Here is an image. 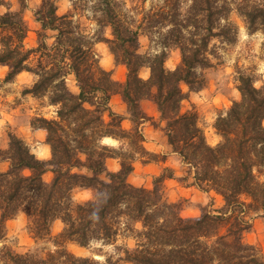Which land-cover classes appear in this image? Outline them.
Instances as JSON below:
<instances>
[{"label":"trees","instance_id":"obj_1","mask_svg":"<svg viewBox=\"0 0 264 264\" xmlns=\"http://www.w3.org/2000/svg\"><path fill=\"white\" fill-rule=\"evenodd\" d=\"M59 1L37 5V44L27 47L28 0H17V8L0 0L6 7L0 13V64L9 66L6 80L24 71L33 74L23 92L56 107L53 118L31 119L32 128L46 131L48 159L39 158L14 133L0 147V264H264V254L244 239L252 227L249 213L264 212V179H259L264 175V87L255 85L251 73L239 71L240 97L217 116L214 127L221 139L215 145L207 141L197 111L183 106L182 84L192 91L205 84L211 40L231 43L237 38L232 3L162 0L145 13L144 23L133 25L105 0L97 20L110 26L113 37L107 38L91 35L71 14L59 13ZM235 9L250 33H264V3L238 0ZM142 33L158 34L157 50L139 51ZM98 41L107 42L116 63L126 65L123 82L100 65L94 49ZM176 49L180 61L168 68L166 61ZM70 76L76 91L68 85ZM115 94L127 106L131 130L111 107ZM144 101L152 103L156 115L143 108ZM147 121L162 132L166 151L146 148ZM107 137L128 140L129 149L104 143ZM138 158H174L184 183L214 192L223 204L199 217L183 216L179 203L164 194V181L175 176L176 168L164 167L152 188L138 186L129 181ZM109 159L119 160L116 169L109 168ZM2 162L8 163L5 169ZM47 172L53 175L50 180L44 178ZM78 189H91L93 195L76 200ZM19 213L26 214L35 240L49 238L53 223L61 221L52 237L55 249L38 254L8 245L6 221ZM122 233L134 236L135 245L120 247L119 256L104 261L66 248L69 242L114 244Z\"/></svg>","mask_w":264,"mask_h":264},{"label":"rangeland","instance_id":"obj_2","mask_svg":"<svg viewBox=\"0 0 264 264\" xmlns=\"http://www.w3.org/2000/svg\"><path fill=\"white\" fill-rule=\"evenodd\" d=\"M13 8L18 7L17 0H8ZM234 9L230 14V20L238 27L237 38L233 42H226L219 38H213L210 42L209 57L212 65L204 69V86L192 91L188 85L182 84L185 94L183 100L184 109H194L199 116V125L203 129L207 141L215 145L221 137L217 133L214 124L219 113L227 110L234 100L240 97L238 86L239 71L251 73L257 87H264V33L261 30L250 33L242 16L238 14L235 7L238 0H229ZM264 3V0H252ZM112 7L115 8L127 22L138 25L143 21V16L148 11H153L155 7L162 4V0H110ZM41 0H28V7L24 11L29 24V33L25 39L27 47L37 44L38 23L35 20L34 11ZM59 13H69L74 21L86 29L91 35L99 37L112 38L109 25H100L97 20L102 16L101 9L105 6V0H60L58 2ZM186 5V4H185ZM184 5V6H185ZM153 9V10H152ZM6 7L0 5V13L5 11ZM134 21V22H133ZM158 34L142 33L139 36V51L142 53L153 52L157 50ZM94 49L99 58L102 67H113V77L123 82L126 78L127 67L125 64L116 63L115 57L111 52L109 45L105 41H98ZM180 61L179 51L172 50L166 61L168 68H175ZM108 70V69H107ZM9 72L7 64H0V147H6L9 141V133L21 136L32 147L40 142L42 133L31 130V119L34 116H45L53 118L56 107L47 102V98H36L30 94H25V88L30 87L35 76L29 72H22L13 80H6ZM141 75L147 77L148 71L142 69ZM69 87L76 91L77 83L73 76L68 80ZM112 109L121 114L124 118L128 116L127 106L120 94L112 96L110 101ZM143 108L154 114L155 110L151 102L144 101ZM123 127L131 130L133 123L131 120H123ZM151 126L144 134L147 140H153L154 146L159 151H166V139L159 130H153L151 122L145 123ZM264 125V120H263ZM144 130V128H143ZM46 139V132L45 137ZM112 138V137H111ZM104 143H108L120 149H129L128 140H118L113 138H104ZM7 162H2L1 167L5 169ZM119 165L118 159H109L110 169H116ZM171 166L176 168L174 177L164 181V194L169 201L177 202L180 205V212L186 217H199L207 209L220 207L223 204L221 196L214 192H205L196 186L187 185L181 180L183 175L181 167L174 158H169L166 162H158L154 159L138 158L134 161V170L129 176V181L138 186L147 188L153 187V180L161 170ZM52 173L47 172L44 175L46 180L52 178ZM259 179L263 180L264 175L259 174ZM93 195L91 189L75 191L76 200L88 199ZM252 222L251 229L245 234L244 239L247 243L254 245L264 254V212L249 213ZM61 221H55L51 227V236L49 238L35 240L28 229V221L25 213H19L16 217L6 221L7 238L6 243L17 252L34 251L38 254H45L49 250L55 249L52 237L62 228ZM135 245L134 236L123 233L118 237L114 244H102V242H92L88 246H80L74 242H69L66 248L79 256H86L104 261L109 255L119 256L122 252L120 247H133ZM129 264V263H125Z\"/></svg>","mask_w":264,"mask_h":264},{"label":"crops","instance_id":"obj_3","mask_svg":"<svg viewBox=\"0 0 264 264\" xmlns=\"http://www.w3.org/2000/svg\"><path fill=\"white\" fill-rule=\"evenodd\" d=\"M110 68L112 69L113 67L109 66L107 67L108 70H110ZM19 75V74H18ZM154 114L156 115V112H154ZM123 120H129L128 119V116L126 117L125 115V118ZM151 126H147L145 123L143 125V128H144V132L147 130V129H150ZM152 128V127H151ZM31 130H33L34 132H41L42 133V137H41V140L40 142H37L38 144H34V146L32 147V151L41 159H48L50 157V148H49V145L45 142V130L44 129H35V128H32L31 127ZM153 130H156L155 128H153ZM107 138H110L113 140V138L111 137H107ZM144 144L146 146V148L150 151H153V152H158L159 150L155 147H149V144L153 145L154 146V142L153 140H147V137H146V141H144ZM162 152V151H161Z\"/></svg>","mask_w":264,"mask_h":264}]
</instances>
